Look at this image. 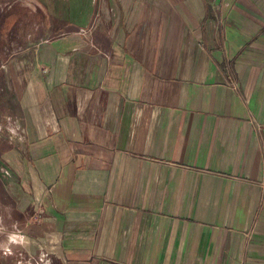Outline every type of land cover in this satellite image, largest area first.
Listing matches in <instances>:
<instances>
[{
  "label": "crops",
  "instance_id": "1",
  "mask_svg": "<svg viewBox=\"0 0 264 264\" xmlns=\"http://www.w3.org/2000/svg\"><path fill=\"white\" fill-rule=\"evenodd\" d=\"M114 1L105 59L97 0H37L67 29L2 69L17 218L60 264H264V0Z\"/></svg>",
  "mask_w": 264,
  "mask_h": 264
},
{
  "label": "rangeland",
  "instance_id": "2",
  "mask_svg": "<svg viewBox=\"0 0 264 264\" xmlns=\"http://www.w3.org/2000/svg\"><path fill=\"white\" fill-rule=\"evenodd\" d=\"M55 1L58 2V0ZM86 1L88 0H70V3L78 4L85 3ZM137 1L138 8H147L148 3L146 0ZM96 8V16L98 14L100 15L96 23H98L100 27L97 28V31L92 30L91 35L94 33L93 36H96V38L100 36L101 42L93 37L92 47L98 54L103 56L102 59H105L106 56L103 50L105 46L110 43V26L116 23L114 19L119 8L114 0H97ZM108 11L110 12L108 13ZM44 17V10L39 6L37 0H0V82L5 78V71H2V69L4 70L10 63H14L17 55L25 51V45L31 42L27 40L30 34L40 37L41 35L48 36L50 32L55 31L54 29H51V31L45 28L41 30V28H39L38 24L41 20H44ZM110 17H113V19L110 20ZM48 24L49 22L47 20V26H50ZM66 29L67 28L64 27L60 28L59 26L57 32L60 34ZM57 32H54V34ZM91 35H89L87 39H90ZM120 36H122V34L119 35V40L121 39ZM67 38L70 46L68 49L71 51L76 47H86L89 43V41L83 37ZM35 41L36 40H33L32 42ZM3 59H5V62L7 60L8 63H5ZM1 66H3V68ZM4 106V101H2L0 97V133L4 131L3 133L9 134V131L12 130L14 132H19L21 135L22 133L25 135L26 133L23 132L27 125L26 115L24 114L25 110L22 111L21 114H17V116L8 112L7 110L9 109ZM7 115L14 117L10 118L7 122L5 118ZM6 128L9 131L5 130ZM22 139H24L23 141L25 142L24 136ZM13 140L14 139H12V142ZM5 166L6 165H4L0 159V264H60L54 261L52 256L54 254L44 248L45 246L38 240L39 234H35L30 227V225L37 226L42 222V219L36 216V218L31 220L30 225H26L23 219L17 218L20 214L19 211L23 209L26 202L22 199L23 196L18 192L17 188L8 186L7 180L3 177L5 176L3 173H6V171H2V168L4 170ZM22 255L25 256L26 262L24 258L22 259Z\"/></svg>",
  "mask_w": 264,
  "mask_h": 264
},
{
  "label": "trees",
  "instance_id": "3",
  "mask_svg": "<svg viewBox=\"0 0 264 264\" xmlns=\"http://www.w3.org/2000/svg\"><path fill=\"white\" fill-rule=\"evenodd\" d=\"M46 10H48V11H47L48 15L51 16L52 18H54V16L51 14V12H50V10L48 9V7H46ZM52 26L54 27V24H53Z\"/></svg>",
  "mask_w": 264,
  "mask_h": 264
},
{
  "label": "built area",
  "instance_id": "4",
  "mask_svg": "<svg viewBox=\"0 0 264 264\" xmlns=\"http://www.w3.org/2000/svg\"><path fill=\"white\" fill-rule=\"evenodd\" d=\"M49 261V260H48Z\"/></svg>",
  "mask_w": 264,
  "mask_h": 264
}]
</instances>
